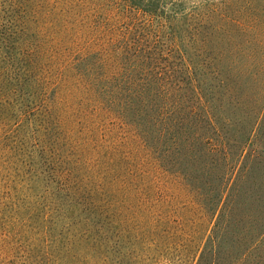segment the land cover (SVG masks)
Returning <instances> with one entry per match:
<instances>
[{"label":"trees","instance_id":"16d2710c","mask_svg":"<svg viewBox=\"0 0 264 264\" xmlns=\"http://www.w3.org/2000/svg\"><path fill=\"white\" fill-rule=\"evenodd\" d=\"M145 1L0 0V264H151L200 246L160 224L208 218L215 257L249 215L225 126L255 98L218 90L242 49L214 25L186 43Z\"/></svg>","mask_w":264,"mask_h":264},{"label":"rangeland","instance_id":"374dc122","mask_svg":"<svg viewBox=\"0 0 264 264\" xmlns=\"http://www.w3.org/2000/svg\"><path fill=\"white\" fill-rule=\"evenodd\" d=\"M145 8H156L165 16L154 19L162 29L172 30L185 37L189 31L216 26L225 32L226 40L242 49L233 51V59L226 54L222 58L223 72L229 83L218 90H242L248 97L254 96L240 108V113L232 114L226 123L231 142L238 140L234 168L229 182L234 177L237 190L249 210L247 217L240 220L220 221L214 239L220 242L215 257L210 250L200 259V247L208 241L214 218L176 224L174 222L159 227L169 228L175 241L179 238L191 239L190 245L200 244L198 250L153 251L151 264H264V0H146ZM151 3V4H150ZM153 4V5H152ZM161 10V11H160ZM142 21L136 24L140 26ZM188 46V45H187ZM189 48V47H188ZM245 48V49H243ZM189 56L190 54V48ZM190 58V57H189ZM226 69V70H225ZM230 91V92H231ZM227 105V104H226ZM109 135L116 138L117 126L107 124ZM240 136V138H238ZM172 226V227H171ZM183 229V230H180ZM9 241V239H8ZM210 241V240H209ZM9 245V244H8ZM195 251V252H193ZM0 236V256H2Z\"/></svg>","mask_w":264,"mask_h":264}]
</instances>
